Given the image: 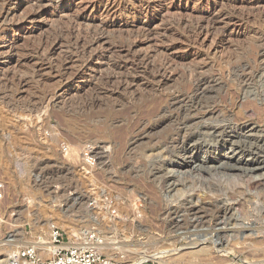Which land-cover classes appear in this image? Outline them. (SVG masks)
<instances>
[{
	"label": "rangeland",
	"instance_id": "obj_1",
	"mask_svg": "<svg viewBox=\"0 0 264 264\" xmlns=\"http://www.w3.org/2000/svg\"><path fill=\"white\" fill-rule=\"evenodd\" d=\"M96 32L103 33L104 41L93 50L88 46V34ZM78 37L84 38L85 45L76 44ZM55 42L61 48L51 55ZM111 46L130 49L129 61L132 56L158 65L170 60L174 64L171 80L159 89L145 86V92L133 99L104 97L105 79L116 74L112 64L125 61L118 52L101 56ZM263 47L264 0H0V183L6 193L0 199V264H7L2 261L39 237L48 238L50 225L62 212L68 213L70 224L59 226L68 235L87 228L97 230L111 246L104 250L109 257H122L127 264H166L177 258L139 262L137 245L157 242L162 246L168 243L162 241L169 234L183 231L179 226L184 206H170L167 193L149 174V150L161 146L166 129L153 133L142 145H132L131 139L140 121L148 119L151 107L180 88L190 69L206 71L223 86L205 97L204 106H212L220 98L224 102L221 109L232 111L227 92L235 94L237 89L229 67H237L239 75L250 71ZM70 56L75 59L68 63ZM259 76H255L254 92L247 99L264 108V79ZM60 95L63 99L55 101ZM247 99L244 95L239 98L240 110ZM262 115L248 113L240 124L256 123L264 130V111ZM198 131L203 132L202 124ZM194 144L203 148L200 158L208 157L210 147H223L211 134ZM87 145L101 147L99 162L93 169L83 170L82 152ZM224 148L234 150L230 144ZM75 149L76 154L72 153ZM167 159L178 163L180 154ZM243 183L249 182L243 178ZM92 201L96 203L89 208ZM247 208L251 212L239 217V226L258 218L252 205ZM176 219L178 227L177 222L169 223ZM260 219L264 224L263 217ZM174 243L185 248L188 241ZM225 254L191 262L264 264V252Z\"/></svg>",
	"mask_w": 264,
	"mask_h": 264
},
{
	"label": "bare ground",
	"instance_id": "obj_2",
	"mask_svg": "<svg viewBox=\"0 0 264 264\" xmlns=\"http://www.w3.org/2000/svg\"><path fill=\"white\" fill-rule=\"evenodd\" d=\"M70 34H72V32ZM88 35H90V37L88 36L90 39V43L88 39V46L90 48L94 46L97 47L98 44L104 41L103 33H90ZM77 36L80 37V35ZM83 39L84 38L76 39V44L80 45L79 43ZM83 42H81V45ZM51 45H53V43ZM83 45L85 44L83 43ZM117 46L118 44L115 47ZM115 47L111 46L106 48L101 56L112 52H118L119 54H116L120 55L125 61L122 59L123 62H119L117 59L118 63L116 64H112L113 62L111 61L112 63L110 64L114 65L116 68V70H114L116 74L112 72L113 75L110 73L107 78L105 77L106 79L104 82L106 88L101 91L104 97L112 98L116 96L133 99L138 92L144 91L143 89L145 86L159 89L165 82L171 80L170 71L174 70V64H172L170 60L166 59V63L158 65L151 61H136L132 56L131 59L133 60L129 61L131 55L129 47L127 48L129 50ZM59 48H61V43L55 42L53 50L50 51L51 55H53L52 52H55ZM77 48L79 49L80 47L78 46ZM50 49H52V47ZM83 52L86 51L83 50ZM45 53L43 55H45ZM73 56H70V62L67 60L68 63L73 62V59H75ZM101 56L100 58L103 59L104 57ZM76 59H78V57ZM49 60L51 62V59ZM111 60L113 59L111 58ZM53 63L55 64L56 62ZM103 64L102 62V65ZM230 68L232 78L236 80L237 89L235 94L227 92V101L232 111L225 112L221 109V105L224 104V102H222L220 98H215L212 106H204L203 101L205 97L216 88H223V86L219 83V79L217 80L214 76L206 75V71L203 72L200 69H190L184 74L185 82L183 81L184 84L182 86L180 85V88L177 86L178 88L167 94L158 106L151 107L146 117L148 119L140 121L139 127H137L134 133V137L131 139L133 141L131 143L132 145H142L145 140H151V135H153V133L155 134L161 128L166 129L164 131L166 132L165 136L161 137V146H154L149 150L150 155L147 161L150 167L149 174L153 179L152 182L167 193L170 206L176 207L175 203H182L184 206V219L180 221L182 224L180 225L179 219L169 222H177L175 223V227L180 225L179 228L181 227L183 231L174 236H170L171 234H169L168 237H165L162 241L168 243L162 246H159L157 242L151 244L144 242L137 245L139 247L137 248V250H139L138 255L141 257L139 262L151 258L156 261L159 260V257L162 259L164 257L176 256L177 258L166 261L165 263L195 264L196 262H191L193 258L202 256L212 257L218 253L249 254L264 252V224L260 223L262 220L260 218L263 217L264 219V147L262 145L264 141V130L256 123L240 124L241 119H246L248 113L252 116L260 117L264 111L262 105L255 104L254 101L247 99L250 93L254 92L253 86H255V76L261 74V77H259L264 79V50L257 54V58L254 61V68H251L250 71L239 75L237 73L239 71H237V67H229V70ZM130 70H132V73ZM96 72L101 71L96 70ZM109 72L110 71H108V73ZM111 85L113 87L109 88ZM243 95L247 100L244 103L243 110H240L237 105L239 98ZM62 99L63 95H60L55 101ZM217 118H220V120L215 121L214 119ZM226 118L230 119L224 120ZM69 124L72 125V123ZM201 124L203 132H196L198 126ZM200 129L201 128H199V130ZM231 133L234 135L231 136ZM208 134L213 135L214 139L219 143H223V147L214 149L210 147L206 151L208 157L200 158L199 152L202 151L203 148L194 143L195 141L205 140ZM191 143L193 144L190 145ZM227 144H230L234 150L231 148V150L226 151L227 149L224 147ZM76 150L77 149L73 150L72 153L76 154ZM156 152L157 155L154 154ZM175 154H180V162L175 164L170 163L167 156L173 157ZM243 178L248 180V185L243 183ZM201 193L205 195L200 197L199 194ZM248 204L250 206L252 205L258 218L255 220L243 221L242 224H240L241 226H239V217L249 215L251 212V208H247ZM67 214L66 212L58 214L54 218V220H56L55 224L68 227L70 218ZM94 221L96 220L94 219ZM39 224L40 221L37 222V225ZM80 231L76 235H79ZM180 239L188 241V244H186L187 246H184L185 248H178L174 243ZM32 245L39 248L41 254L51 255L54 251L53 247L48 244L47 238H39V240ZM109 247L111 248V246L105 245L102 249L105 250ZM163 254L165 255L161 256ZM139 256L138 258H140ZM2 262L11 264L9 259L3 260Z\"/></svg>",
	"mask_w": 264,
	"mask_h": 264
},
{
	"label": "built area",
	"instance_id": "obj_3",
	"mask_svg": "<svg viewBox=\"0 0 264 264\" xmlns=\"http://www.w3.org/2000/svg\"><path fill=\"white\" fill-rule=\"evenodd\" d=\"M101 147L87 145L82 152V169H93L98 161L97 153ZM103 196L106 191H103ZM5 187L0 183V199H4ZM95 201L89 203L93 208ZM43 238V237H39ZM39 240V239H38ZM48 244L54 249L48 259H43L41 250L34 245L21 249L12 257L11 264H127L122 257L112 258L104 253L107 245L105 237L92 228L83 229L79 235H68L58 224L49 227Z\"/></svg>",
	"mask_w": 264,
	"mask_h": 264
}]
</instances>
